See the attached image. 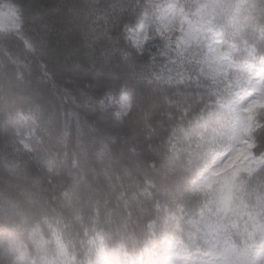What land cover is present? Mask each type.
<instances>
[{
	"label": "clouds",
	"instance_id": "1",
	"mask_svg": "<svg viewBox=\"0 0 264 264\" xmlns=\"http://www.w3.org/2000/svg\"><path fill=\"white\" fill-rule=\"evenodd\" d=\"M9 2L18 9L20 27L0 30V187L7 189L9 166L17 165L35 179L29 187L41 202L59 207L64 189L79 180L74 202L86 217L99 208L102 226L118 230L130 253L161 226L148 210L151 199L188 216L203 211L227 222L218 194L193 193L185 178L189 161L219 167L230 159L236 138H248L236 114L218 102L226 82L214 84L197 62L210 48L232 42L229 16L198 21L192 15L198 0H0V7ZM191 21H197L199 43L186 47L179 38ZM239 24L242 37L254 41L255 29L264 26V0H247ZM13 44L21 64L9 55ZM244 87V81L232 85ZM251 123L255 171L242 174L245 187L234 194L254 202L264 195V107L254 110ZM146 175L152 197L141 207L134 189ZM16 223L0 206V231ZM130 260L121 255L117 264ZM0 264L13 259L0 253Z\"/></svg>",
	"mask_w": 264,
	"mask_h": 264
},
{
	"label": "snow or ice",
	"instance_id": "2",
	"mask_svg": "<svg viewBox=\"0 0 264 264\" xmlns=\"http://www.w3.org/2000/svg\"><path fill=\"white\" fill-rule=\"evenodd\" d=\"M247 0H198L192 15L198 21L205 17L225 14L233 21V40L226 49H209L198 63L206 66L201 71L211 77L214 84L226 82L224 94L217 93L218 102L236 114L248 138L238 136L230 159L219 167L194 166L189 161L185 180L193 193H208L219 197V208L224 219H209L203 211L188 216L182 209H172L152 197V177L146 175L142 185L135 186L137 203L143 207L151 199L149 211H155L160 228L155 234L144 237L137 251L130 253L118 230L105 229L100 221L99 208L95 215L85 216L83 209L74 202L80 181L74 180L62 192L59 207L45 205L38 192L29 191L21 201L0 192V206L14 216L18 223L0 231V253L13 259V264H117L121 255L131 257L130 264H264V195L257 194L254 202L234 199V190L245 187L242 174L251 176L256 158L250 137L254 110L264 107V79L252 69L264 73V26L255 29L254 41L242 37L239 24ZM158 11H163L158 6ZM169 12L172 9H168ZM191 21L184 35L183 45L199 43ZM171 24V21H169ZM19 12L14 4L0 7V30L19 29ZM168 25H165L167 30ZM187 37V39L185 38ZM147 36L143 38L146 40ZM237 39L241 43H237ZM143 40L137 39V44ZM26 47L30 42L24 41ZM222 43V41H221ZM164 70H161L163 77ZM231 77V79H230ZM172 82V77H167ZM244 81L245 87L234 90L232 85ZM250 86V91H247ZM247 92V95L243 93ZM252 99L247 96L253 95ZM247 117V123H243ZM27 119V117H23ZM27 148L28 146L25 145ZM107 147V145H105ZM133 156L137 152L131 150ZM17 165L9 166L15 173ZM230 170V175H225ZM130 174L129 169H125ZM127 193L119 197L127 202Z\"/></svg>",
	"mask_w": 264,
	"mask_h": 264
},
{
	"label": "trees",
	"instance_id": "3",
	"mask_svg": "<svg viewBox=\"0 0 264 264\" xmlns=\"http://www.w3.org/2000/svg\"><path fill=\"white\" fill-rule=\"evenodd\" d=\"M10 3V2H9ZM4 31H16L17 29L5 28ZM9 55L13 62L16 64H21L23 62V57L19 55V50L15 45H9L8 47ZM107 150L101 146V153H105ZM36 181L33 177L29 175L26 169L18 167V170L15 173L10 172L9 183L7 189L0 187V192H5L13 197L23 201L24 194L31 191L30 185L34 184ZM2 183V182H0ZM237 198L234 195V199Z\"/></svg>",
	"mask_w": 264,
	"mask_h": 264
}]
</instances>
